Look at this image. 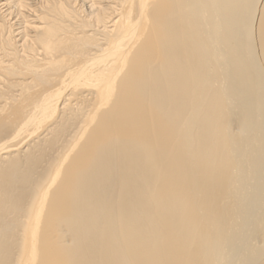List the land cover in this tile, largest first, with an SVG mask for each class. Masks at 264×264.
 Returning <instances> with one entry per match:
<instances>
[{"label": "bare ground", "instance_id": "1", "mask_svg": "<svg viewBox=\"0 0 264 264\" xmlns=\"http://www.w3.org/2000/svg\"><path fill=\"white\" fill-rule=\"evenodd\" d=\"M0 264H264V0H0Z\"/></svg>", "mask_w": 264, "mask_h": 264}]
</instances>
